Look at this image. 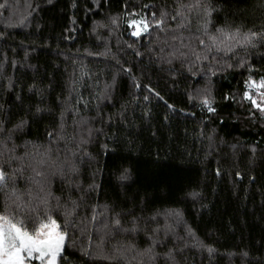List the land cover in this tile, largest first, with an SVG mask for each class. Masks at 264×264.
<instances>
[{
  "label": "trees",
  "instance_id": "1",
  "mask_svg": "<svg viewBox=\"0 0 264 264\" xmlns=\"http://www.w3.org/2000/svg\"><path fill=\"white\" fill-rule=\"evenodd\" d=\"M5 2L7 7L0 8V32L4 33L0 38V104L11 108L15 120L41 100L40 92L54 112L42 123L32 124L25 130L27 135L15 142L23 145L39 138V143H46L45 128L58 122L65 107L80 109L78 115L65 113L69 133L76 127L74 120L81 117L88 118L93 129L92 142L86 146L90 157L78 161L77 179L87 189L99 168L95 182L100 187L78 209L79 217L91 216L93 205L97 212H104L103 206L108 205L113 212L131 210L143 218L160 213L159 225L171 228L168 246L188 245L187 264H264V119L243 96L249 76L257 82L264 77V48L247 56L244 68L194 76L183 71L179 62L159 63L158 54L164 53H159L162 45L154 41L155 32L137 38L126 23L125 11L158 12L165 5L172 6L173 0H101L100 8L91 0H76V8L73 0L51 4L47 0H0V4ZM146 4L156 7L145 9ZM260 4L261 0H233L230 12L237 20L259 23L264 15ZM112 17L118 18V25L111 23ZM134 49L143 55H135ZM240 55L245 56L243 50ZM129 67L132 72L126 73ZM170 67L180 71L172 74ZM114 76L115 86L107 88ZM32 85L35 88L30 92ZM17 94L25 98L23 106L12 103ZM202 95L214 98V113L202 105ZM226 95L234 99H224ZM81 96L84 100L75 105ZM84 101L88 108L83 107ZM98 113L102 119H92ZM103 144L115 151L102 155ZM22 152L21 147L18 154ZM125 169L128 179L121 180ZM19 186L24 188V181ZM51 188L62 200L80 195L75 188L69 192L59 177L52 180ZM3 210L0 196V213ZM174 210L182 214L180 218L165 215ZM56 219L62 222L59 213ZM89 235L95 249L100 240L91 225L84 235L77 232L75 248L66 243L70 264H112L81 257L80 245L89 244ZM127 241L139 248L147 246L143 233H120L107 237L103 250L110 252ZM198 244L205 247L193 246ZM207 247L214 251L208 253Z\"/></svg>",
  "mask_w": 264,
  "mask_h": 264
},
{
  "label": "snow or ice",
  "instance_id": "2",
  "mask_svg": "<svg viewBox=\"0 0 264 264\" xmlns=\"http://www.w3.org/2000/svg\"><path fill=\"white\" fill-rule=\"evenodd\" d=\"M47 2L51 4L53 0ZM91 2L96 8L101 7V0ZM104 2L107 3L109 0ZM232 2L233 0H223V3L220 0H173L172 6L165 5L158 12L142 14L133 8L130 12L125 11V18L128 27L132 29L130 34L134 37L139 38L144 34L151 36L155 32L153 39L162 45L159 47V53H164L158 54L159 63L172 66L174 62H179L183 71L194 76L201 72L215 75L217 71L234 67L244 68L247 64L246 57L255 50L264 48V15L259 23L237 20L230 12ZM5 7L6 2L0 4V8ZM72 7H77L76 0H73ZM143 7L152 9L156 6L146 4ZM260 7L264 8V0H261ZM72 22L75 23L74 17ZM111 23L118 25V18L112 17ZM3 36L4 33L0 32V38ZM128 47L133 48V45L129 44ZM166 48L169 49L167 52ZM241 50L245 56L240 55ZM134 52L137 56L143 55L135 49ZM169 70L172 74L180 71L172 67ZM124 71L131 73L132 68H126ZM249 71H252L251 66ZM133 80L134 86L139 88L140 84L135 83L134 77ZM115 83L114 76L112 84L107 88H113ZM245 86L248 90L243 93L244 98L259 112L261 119H264V77L257 82L249 76ZM8 87L10 89L13 87L11 81ZM145 87L163 100L160 93L151 86ZM34 88L35 85L30 86L29 91L32 92ZM252 89H255V93ZM37 94L41 96V100L34 106L30 104L28 112L15 120L11 108L5 109L4 105L0 104V196L3 197L4 203V210L0 213V264H70L66 243L68 247L75 248L77 232L84 235L89 225L99 234L100 243L93 249L92 235H89V244L87 246L81 244L79 248L82 258L103 259L112 264H119L120 261L124 264H158L160 261L162 264H187L185 252L188 245L184 244L181 247L173 243L171 247L168 246L171 228L168 226L162 228L159 225L157 216L160 213L143 218L131 210L124 214L113 212L108 205L103 206L104 212H97V206L93 205L91 216L79 217L78 209L100 187L95 182V177L101 170L99 168L93 172V182L87 189H84L77 179L80 171L78 161L84 156L90 157L86 146L92 142L93 129L89 126V119L81 117L74 120L76 127L69 133L65 113L72 111L74 115H78L80 109L75 106L71 109L65 107L60 111L58 122L50 129L45 128L46 143H39L37 138V141L26 140L23 145L17 144L16 139L27 135L25 130L32 124L42 123L46 116L54 115L53 109L44 104L43 94L40 92ZM148 98L144 97L145 100ZM24 99L22 95L17 94L12 103L18 102L23 106ZM200 99L208 112L216 111L212 106L214 98L209 99V95H202ZM224 99L234 97L226 95ZM83 100L81 96L75 101V105H79ZM83 107H89L87 101H84ZM252 115L254 116L255 112ZM97 118L102 119L99 113L92 119ZM96 131L102 132V129ZM21 147L23 152L18 154ZM101 147L104 149L102 155L105 156L109 151H115L108 149L107 144ZM252 152L255 154V147L252 148ZM127 173L128 170L125 169L120 179H128ZM219 174L217 170V175ZM236 175L239 176L240 173ZM57 177L68 187L69 192L75 188L80 193L77 199L69 196L62 200L61 196L55 195L51 183ZM252 179L255 180V177ZM21 180L24 181V188L19 186ZM57 213L62 216V222L56 219ZM165 215L180 218L182 214L174 210ZM125 216L127 220L124 219ZM28 224L32 225L31 229ZM152 224L156 226L152 227ZM188 232L194 237L191 229ZM120 233L133 236L143 233L147 246L139 248L134 242L127 241L114 246L110 252H105L103 250L105 239ZM193 246L205 247L203 244ZM207 251L211 254L214 249L207 247Z\"/></svg>",
  "mask_w": 264,
  "mask_h": 264
}]
</instances>
